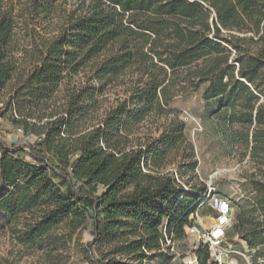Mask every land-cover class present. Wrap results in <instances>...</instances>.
Instances as JSON below:
<instances>
[{
	"label": "trees",
	"instance_id": "trees-1",
	"mask_svg": "<svg viewBox=\"0 0 264 264\" xmlns=\"http://www.w3.org/2000/svg\"><path fill=\"white\" fill-rule=\"evenodd\" d=\"M3 1L0 91L10 89L11 117L38 137L0 140V213L15 240L49 264L73 251L92 264L152 256L171 264L191 215L217 212L196 181L184 120L172 118L157 136L135 134L177 95L204 87L206 118L256 167L229 198L227 241L242 251L246 242L251 263L264 264V0H19L15 15L51 29L34 38L25 65L14 54L15 4ZM119 85L125 96L103 107L101 96ZM174 153L178 173L166 170ZM89 220L92 239L83 243ZM193 252L199 264H219L203 243Z\"/></svg>",
	"mask_w": 264,
	"mask_h": 264
},
{
	"label": "rangeland",
	"instance_id": "rangeland-1",
	"mask_svg": "<svg viewBox=\"0 0 264 264\" xmlns=\"http://www.w3.org/2000/svg\"><path fill=\"white\" fill-rule=\"evenodd\" d=\"M19 0H13L15 4V11L13 13L16 20L14 29L15 37V51L14 54L17 60L22 64H28L27 54L28 50L32 49L37 41H40V36H47L51 34V29L47 28L49 22H31L24 20L23 17L15 15L19 13V8L23 4H18ZM75 1V0H73ZM24 2V0H22ZM5 8L9 7L11 0H4ZM35 36V37H34ZM126 86L119 85L109 87L102 97V106H109L118 96H125L124 90ZM204 87L183 96L177 95L171 102V109L163 115H151L140 123L137 127L135 135L142 136H157L169 123L172 118L178 117L186 123V136L190 143L194 145L195 156L198 161V166L195 169L197 174V182H204L208 188H216V190L224 191L228 198L238 199V194L241 192L240 181H244L243 175L251 174L256 170L255 163L246 157L240 160L241 151L239 149L232 150L230 146L224 141L219 133L214 129L211 120L205 116V102L203 99ZM9 88L0 91V111L4 115L0 116V140L8 146H19L30 143H35L37 136L26 135L22 125L15 122L11 117L13 115L12 108H8ZM183 150V149H181ZM181 155L174 153L171 157V163L166 167V170H173L179 172L177 169V161L181 160ZM189 177V174H186ZM199 184V183H198ZM199 214V217L197 216ZM201 210L195 211L191 218L199 225L206 228L211 227L215 219L209 214H201ZM91 220L87 222L86 227L80 234V241L85 243L92 239ZM234 240L240 242L238 236ZM227 242V243H226ZM170 243V242H168ZM226 246L232 250L229 256L231 264H243L239 256L245 260L247 264L251 263V256L248 252L251 249L246 242H242L246 251H242L233 242L227 241ZM198 248V239L196 236L188 232V238L184 241H179L172 251L175 257L171 264H181L182 255L190 259L194 257L193 250ZM212 257V256H211ZM213 258V257H212ZM214 259V258H213ZM157 257L152 256L150 259L144 261L142 264H157ZM0 264H49L42 252L34 248L23 246L18 243L12 235L10 226L5 225V217L0 213ZM61 264H92L79 251H73L71 257Z\"/></svg>",
	"mask_w": 264,
	"mask_h": 264
},
{
	"label": "built area",
	"instance_id": "built-area-1",
	"mask_svg": "<svg viewBox=\"0 0 264 264\" xmlns=\"http://www.w3.org/2000/svg\"><path fill=\"white\" fill-rule=\"evenodd\" d=\"M208 204L217 212L214 224L206 228L194 222L189 227V232L196 236L198 243L208 246L211 256L219 264H231L229 262L230 250L226 244L227 230L232 225L235 207L231 200L214 193V188L209 189L207 198ZM199 217V214L197 213ZM185 264H199L196 257H192L185 261Z\"/></svg>",
	"mask_w": 264,
	"mask_h": 264
}]
</instances>
